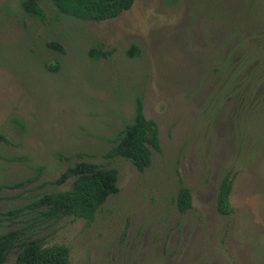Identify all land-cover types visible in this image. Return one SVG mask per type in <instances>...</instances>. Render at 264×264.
Masks as SVG:
<instances>
[{
    "label": "rangeland",
    "instance_id": "374dc122",
    "mask_svg": "<svg viewBox=\"0 0 264 264\" xmlns=\"http://www.w3.org/2000/svg\"><path fill=\"white\" fill-rule=\"evenodd\" d=\"M20 4L0 0V234L28 225L46 246L69 247L70 264H264V114L238 116L230 94L219 108L212 99L234 64L250 55L252 65L264 48V0H135L100 23L46 1V21L29 19ZM134 44L141 55L129 57ZM92 49L112 54L93 59ZM138 95L162 146L144 173L106 157ZM81 161L120 172V192L94 222H44L25 209L70 190L74 179L52 183ZM226 174L230 216L217 210ZM181 181L193 196L185 214Z\"/></svg>",
    "mask_w": 264,
    "mask_h": 264
},
{
    "label": "trees",
    "instance_id": "16d2710c",
    "mask_svg": "<svg viewBox=\"0 0 264 264\" xmlns=\"http://www.w3.org/2000/svg\"><path fill=\"white\" fill-rule=\"evenodd\" d=\"M45 1L49 2L61 15L84 22L99 23L118 18L122 13L132 9L135 3V0H21L20 9L27 18L45 22L47 17L41 6V2ZM48 47L60 55L65 53L64 48L57 43H50ZM255 49L257 57L253 59V64H249L252 60L250 55L243 56L236 65H233L231 74L225 78L223 93L213 96V102H219L218 108L224 104L221 100L230 94L231 96L226 99L230 101L233 97L237 98L238 116L242 112L243 115L264 114V90L261 89L264 85V48L258 45ZM111 54V51L92 49L90 57L108 58ZM128 55L138 57L141 55V49L134 44L128 51ZM56 67L58 69L59 64ZM17 123L24 127L22 121L17 120ZM4 141L6 137L0 133V144ZM113 143L114 146L108 151L106 157L125 159L131 162L140 173L146 172L152 166L154 151L162 152L159 125L155 120L147 118L142 96L136 97L132 121L125 125ZM119 178L120 172L115 167L90 161L77 162L52 183L54 186H59L74 179L70 190L45 193L28 204L25 209L37 213L38 218L44 222L74 217L91 224L107 201L120 192ZM34 181L35 179H29L25 182L33 183ZM23 185H25L24 182L16 184L17 187ZM232 190V177L226 174L220 184L217 198V210L220 215L230 216L234 213L230 202ZM176 206L183 214L193 209L192 190L183 181L176 198ZM15 213L12 212V214ZM31 231L30 226L24 225L0 234V264H7L8 257L13 252H17V257L10 264H70L69 247L46 246L44 240L34 238V233Z\"/></svg>",
    "mask_w": 264,
    "mask_h": 264
}]
</instances>
